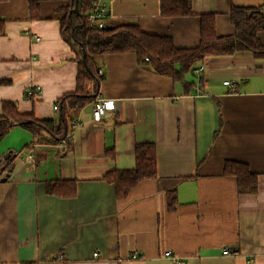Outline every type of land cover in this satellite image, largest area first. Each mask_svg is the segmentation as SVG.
Returning a JSON list of instances; mask_svg holds the SVG:
<instances>
[{"label": "crops", "instance_id": "1", "mask_svg": "<svg viewBox=\"0 0 264 264\" xmlns=\"http://www.w3.org/2000/svg\"><path fill=\"white\" fill-rule=\"evenodd\" d=\"M106 2L105 27L136 20L181 48L198 45L201 14L214 13L218 35H232L234 6L264 4L191 0L192 15L169 17L162 0ZM69 4L0 0V112L9 100L38 119H59L54 104L75 90L78 73L61 35ZM259 37L264 44V30ZM94 59L99 94L111 101L100 121L91 101L74 114L80 123L69 146L45 134L34 141L21 126L0 141L2 179L8 175L0 179V264H173L167 250L188 264H264V58L251 50L208 56L180 79L139 63L134 52ZM142 142L156 145L157 176L119 198L104 175L135 167ZM227 159L258 174L255 192L239 191L236 176L224 172ZM53 180L76 181L77 194L49 193Z\"/></svg>", "mask_w": 264, "mask_h": 264}, {"label": "trees", "instance_id": "2", "mask_svg": "<svg viewBox=\"0 0 264 264\" xmlns=\"http://www.w3.org/2000/svg\"><path fill=\"white\" fill-rule=\"evenodd\" d=\"M93 1L79 0L80 12L77 13L74 11L75 0H70L66 15L61 21V35L75 53L78 73L75 90L64 93L57 100L59 119H38L33 113L21 112L16 102L5 100L0 112V141L12 128L21 126L33 134L34 141L45 134L48 135L49 141L65 143L69 146L70 134L75 123L74 114L94 101L95 94H99L102 74L98 71L94 58L100 55L134 52L139 63L147 64L155 72L174 79L182 78L185 71L208 56L251 50L256 57L264 58V44L259 37V32L264 30L263 6H234L231 18L235 25V33L232 35H218L214 13L201 14L198 45L181 48L175 45L170 36L143 31L136 20L106 26L103 29L89 28L85 18L86 13L93 6ZM161 11L162 15L169 17L193 14L191 0H162ZM4 27V21L0 20V34L4 32ZM84 49L87 52L86 60L91 72L83 61ZM9 153L12 154L11 151ZM135 155V167L113 169L104 175L106 181L115 184L119 198H125L138 182L157 176L155 143H137ZM10 162L9 160L6 164ZM2 168L0 167V179H2ZM224 172L236 176L240 192L257 190L258 174L252 171L247 163L227 159ZM46 190L61 197H73L77 194V183L73 180H53L47 183ZM175 199L176 193L171 190L170 203L173 204Z\"/></svg>", "mask_w": 264, "mask_h": 264}, {"label": "built area", "instance_id": "3", "mask_svg": "<svg viewBox=\"0 0 264 264\" xmlns=\"http://www.w3.org/2000/svg\"><path fill=\"white\" fill-rule=\"evenodd\" d=\"M262 11L264 13V4H263ZM106 13H107V2H106V0H94L93 6L86 13L85 19H86V22L88 24V27L92 28V29H103L105 27ZM39 39H40V37H37V40H39ZM202 68H203V66H201L200 69H202ZM99 72H102V70L100 69ZM224 84L228 86V89L231 92L238 90L237 83L232 79L224 80ZM37 92L39 93V90ZM110 106H111V101L109 99L104 98L100 94H97V96L94 100L93 119L97 122L100 121ZM54 108H55V110H58L57 101L54 104ZM79 123H80V121L76 120L74 124L77 125ZM63 144L66 145L65 143H63ZM223 252L225 254H230V249L228 247H226V248H224ZM164 256L167 258H170L173 261V264H188V262L184 258L173 253L171 250L165 251ZM134 257H135V255H134Z\"/></svg>", "mask_w": 264, "mask_h": 264}, {"label": "water", "instance_id": "4", "mask_svg": "<svg viewBox=\"0 0 264 264\" xmlns=\"http://www.w3.org/2000/svg\"><path fill=\"white\" fill-rule=\"evenodd\" d=\"M74 11L79 13V0H75V8H74ZM87 52H86V49L83 50V61L85 63V65L87 66L88 70L91 72V69L90 67L87 65ZM95 97L97 96V94L94 95ZM9 157V155H7L5 157V159H7ZM0 162H1V159H0ZM8 175H6L5 177H3L2 181H5L7 179Z\"/></svg>", "mask_w": 264, "mask_h": 264}]
</instances>
